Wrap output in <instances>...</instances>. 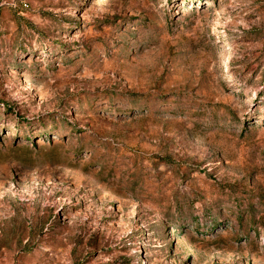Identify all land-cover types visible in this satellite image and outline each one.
<instances>
[{"label": "rangeland", "instance_id": "1", "mask_svg": "<svg viewBox=\"0 0 264 264\" xmlns=\"http://www.w3.org/2000/svg\"><path fill=\"white\" fill-rule=\"evenodd\" d=\"M0 264H264V0H0Z\"/></svg>", "mask_w": 264, "mask_h": 264}]
</instances>
